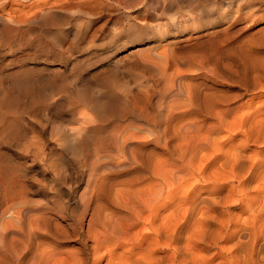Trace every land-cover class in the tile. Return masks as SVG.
Here are the masks:
<instances>
[{
    "label": "rangeland",
    "instance_id": "1",
    "mask_svg": "<svg viewBox=\"0 0 264 264\" xmlns=\"http://www.w3.org/2000/svg\"><path fill=\"white\" fill-rule=\"evenodd\" d=\"M13 1L7 9L35 4ZM72 2L56 15L0 29V232L22 204L30 215L83 230L90 207L111 199L107 189L135 165L123 158L121 166L98 165L110 155L121 162L120 135L137 133L127 155L165 158L169 135L160 143L156 136L169 109L187 120L204 89L236 88L205 73L208 56L217 68L221 50L264 26L246 16L248 5L264 0ZM108 93L116 100L90 109ZM12 196L18 199L4 210ZM70 234L68 249L79 246Z\"/></svg>",
    "mask_w": 264,
    "mask_h": 264
},
{
    "label": "bare ground",
    "instance_id": "2",
    "mask_svg": "<svg viewBox=\"0 0 264 264\" xmlns=\"http://www.w3.org/2000/svg\"><path fill=\"white\" fill-rule=\"evenodd\" d=\"M11 1L0 0V29L73 4L33 0L29 11H17L6 8ZM260 3L248 5L247 19L264 20ZM228 46L215 57L217 68L212 56L203 66L236 88L204 89L194 110H186L187 120L169 109L163 131L156 130L158 143L169 135L165 158L127 155L124 146L137 133H118L121 162L110 155L98 165L121 166L122 158L135 165L126 179L108 184L111 199L90 207L85 228L66 230L43 213L28 214L32 208L22 204L12 211L15 223H4L0 232V264H264V26ZM114 100L108 93L89 107ZM9 198L7 211L18 199ZM70 233L79 246L68 249Z\"/></svg>",
    "mask_w": 264,
    "mask_h": 264
}]
</instances>
